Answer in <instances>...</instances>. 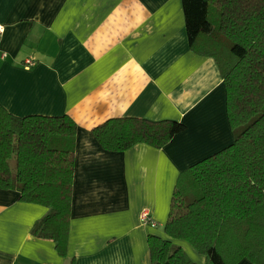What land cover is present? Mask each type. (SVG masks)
Listing matches in <instances>:
<instances>
[{"label":"crops","instance_id":"1","mask_svg":"<svg viewBox=\"0 0 264 264\" xmlns=\"http://www.w3.org/2000/svg\"><path fill=\"white\" fill-rule=\"evenodd\" d=\"M0 106L76 126L64 247L31 235L47 207L0 190V264H151L149 236L205 264L163 230L181 173L233 134L219 67L189 46L182 0H0ZM116 118L185 130L161 149L104 151L92 130Z\"/></svg>","mask_w":264,"mask_h":264},{"label":"trees","instance_id":"2","mask_svg":"<svg viewBox=\"0 0 264 264\" xmlns=\"http://www.w3.org/2000/svg\"><path fill=\"white\" fill-rule=\"evenodd\" d=\"M191 49L212 57L225 89L231 145L181 173L164 234L205 264H264V0H182ZM214 18V20H212ZM185 125L110 119L92 134L102 150L165 147ZM76 126L67 116L18 118L0 106V190L48 213L31 235L61 250L71 207ZM151 264H195L170 240L148 237Z\"/></svg>","mask_w":264,"mask_h":264},{"label":"built area","instance_id":"3","mask_svg":"<svg viewBox=\"0 0 264 264\" xmlns=\"http://www.w3.org/2000/svg\"><path fill=\"white\" fill-rule=\"evenodd\" d=\"M140 220L143 224L149 225L151 227L155 226V223L150 218L149 214L147 212H142L140 215Z\"/></svg>","mask_w":264,"mask_h":264},{"label":"rangeland","instance_id":"4","mask_svg":"<svg viewBox=\"0 0 264 264\" xmlns=\"http://www.w3.org/2000/svg\"><path fill=\"white\" fill-rule=\"evenodd\" d=\"M212 20H214V18H213ZM163 231H164V230H163Z\"/></svg>","mask_w":264,"mask_h":264}]
</instances>
